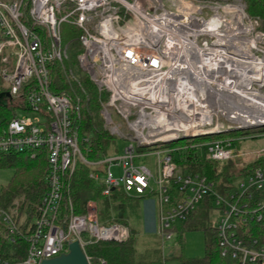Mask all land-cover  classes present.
I'll return each instance as SVG.
<instances>
[{"label":"built area","instance_id":"2783aa9c","mask_svg":"<svg viewBox=\"0 0 264 264\" xmlns=\"http://www.w3.org/2000/svg\"><path fill=\"white\" fill-rule=\"evenodd\" d=\"M22 2L0 0V64L5 67L0 70L1 90L15 99L26 86L19 109L41 119L12 117L0 134V154L29 153L33 158L36 151H44L47 189L29 234L20 232L15 206L0 207V225L8 242L20 238L27 243L22 258L12 252L10 258L0 256V264H40L67 253L75 240L84 251L89 244L129 239L127 226L101 224L90 203L84 215L73 213L69 180L78 163L104 165V172L90 175L104 197L116 190L130 198L156 197L157 233L164 241L172 239L174 223L186 221L206 197H212L221 256L232 264H264V243L247 242L239 233L242 226L264 219V168L253 170L239 190L219 194L204 175L180 171L173 154L194 149L207 161H228L235 139L175 150L169 146L182 139L264 125L243 124L238 117L239 79L232 66L235 58L225 50L229 38L224 36L242 18L236 0H30V27L21 21ZM63 24L78 30L83 49L77 56L79 68L99 93L107 95L100 115L107 132L125 144L120 154L88 162L74 125L81 114L79 98L49 90L51 61L80 87L68 63ZM34 28L45 31L46 45ZM11 56L15 61L10 70ZM140 148L148 151L138 152ZM150 152L154 170L135 163ZM114 167L120 176L114 177ZM65 201L67 210L62 209Z\"/></svg>","mask_w":264,"mask_h":264},{"label":"trees","instance_id":"16d2710c","mask_svg":"<svg viewBox=\"0 0 264 264\" xmlns=\"http://www.w3.org/2000/svg\"><path fill=\"white\" fill-rule=\"evenodd\" d=\"M9 1V0H5ZM247 5L248 14L263 22L264 31V0H244ZM30 9V0H23L21 21L30 27L28 18ZM36 34L40 37L43 44L47 43V36L44 30L34 28ZM78 30L70 26L64 32L62 30L63 44L67 45L69 55V65L77 62V56L83 49L78 42ZM14 58L11 56L8 61V67L11 70L14 65ZM3 65V64H0ZM1 67V66H0ZM76 67V66H75ZM49 71V90L54 95H66L71 99L78 97L80 100L81 114L79 119H74V125L77 128L79 148L82 156L88 162H96L109 155L118 154L120 150L119 140L111 136L104 128V122L100 115V105L106 101V93H99L96 87L89 81L86 73L79 67L75 68L74 73L77 76L80 87L70 82L63 73L60 65L56 61L48 64ZM84 91L82 93L81 91ZM27 87L24 86L20 91V98L9 101L6 97L0 98V134L7 126L12 117L15 116L17 109L22 108L20 103ZM2 90L0 89V94ZM84 107V108H83ZM238 132L242 139L256 137L264 133V127L253 128L249 130H236L226 134ZM225 134L200 136L197 138L182 139L181 147L197 144L200 142L216 139H226ZM237 138V137H236ZM148 151V149H138V152ZM173 160L180 171L192 175H204L208 180L215 184V191L224 194L232 189L229 178L234 176H248L256 168H264V157L250 162H245L243 166L238 167L233 162L220 169L218 162H210L203 158L201 153L194 149L177 151L173 154ZM0 168H12L14 175L7 188L2 189L0 195V207L8 209L11 203L18 199V226L22 234H29L32 231V220L36 217V208L46 192L45 176L47 174V156L44 151H36L34 157L28 153L25 154H0ZM104 165L96 167L78 163L72 177L69 180L68 197L71 200L73 213L84 215L87 204L94 202L97 211L101 212L99 222L103 225L120 223L128 227L124 221L125 203L132 199L127 197L119 190L112 192L108 197L102 196V187L97 184L90 175L104 172ZM66 201L62 209H66ZM67 210V209H66ZM216 210L213 207L212 197H206L192 212L184 222H176L171 228L173 235H180L185 231L202 230L204 232V255L201 258L192 261L193 264H232L230 258L222 257L218 246L216 228L208 223V216L211 211ZM65 212V211H64ZM240 235L249 242L250 240H259L264 243V219L259 223H248L239 229ZM27 243L20 238H16L13 244L8 242L6 232L0 225V256L10 258V253L18 252L19 258H22L26 251ZM84 253L89 264H164L163 258L153 256V258H138L134 238L130 229V237L122 243L98 242L89 244L84 248Z\"/></svg>","mask_w":264,"mask_h":264},{"label":"rangeland","instance_id":"374dc122","mask_svg":"<svg viewBox=\"0 0 264 264\" xmlns=\"http://www.w3.org/2000/svg\"><path fill=\"white\" fill-rule=\"evenodd\" d=\"M222 1H229V0H222ZM236 2L240 7V14L243 19L242 22L245 26L244 28H246L249 31L246 38L249 39L248 44L250 48H252V50L251 49L250 50L254 55V57H256L258 61H261L264 64V31L262 30L263 22L251 17L248 14L247 5L244 0H236ZM68 27H70L69 24H63L62 30H64V32L67 31ZM68 60H69V55H68ZM0 66H1L0 70L5 68L3 67V65ZM70 67L72 68V71L74 73L75 68L79 67V65L72 62ZM262 77H263L261 78L262 81L260 83L254 84L253 87H251V89H254L261 96L262 95L264 96V81H263L264 74L262 75ZM261 85L263 86L261 87ZM1 88H2V82L0 81V89ZM242 104L243 103H240V105ZM15 115H17V118H19L20 120L24 119L25 117L29 121H34V119H38V120L41 119V117L38 116L37 114L25 112L21 109H17ZM238 125H242V124L238 123ZM224 136L226 137V139H230V140L235 139L234 143H232L231 148L237 154L240 153L242 154L250 150V146L248 144L249 142L243 140L238 132L229 135L225 134ZM118 144L120 146V150L118 154H120L125 144L120 141ZM181 145H182L181 142H174L169 144V146L174 150L180 148ZM251 159L252 157L247 156L245 161H251ZM235 160L236 158H233V160L230 159L228 161L218 162L217 166L220 169H222L225 166L229 165L231 162L234 163ZM135 163L136 164L143 163L146 166H148L151 170H154L152 166V164L154 163V156L153 154H151V152L146 157L137 158L135 160ZM236 166L241 167L243 165H236ZM112 172L114 177H118L121 174L120 169L115 167L112 168ZM13 175H14V170L12 168H0V191H2V189L7 188L9 186ZM246 179L247 176L244 175L234 176L232 178H229V183L232 187L230 192H235L239 190L240 184L246 182ZM156 199H154L153 197L152 200L155 201ZM149 201L151 200L143 201L138 199H129L125 203L123 219L131 229L132 236L134 238L135 250L138 258L147 259V258H153V256L154 257L160 256L163 258L164 264H193L192 263L193 260L203 257L205 238H204V232L202 230L185 231L182 234V236L173 235L172 239L168 241H164L159 235V233H157V230L155 232L151 230L152 225H151V218L149 215L150 209L147 208L146 210L145 207L146 204L149 203ZM89 203L95 206L96 215L97 217L99 216L101 218L102 214L100 211L98 214L96 204L94 202H89ZM18 204H19L18 199L14 200L11 203V205L15 206L17 215H19ZM89 210H91L90 212H92L94 211V208L91 206ZM217 222H218V214L216 211L213 212L212 210L208 216V223L210 226L216 227Z\"/></svg>","mask_w":264,"mask_h":264},{"label":"bare ground","instance_id":"6f19581e","mask_svg":"<svg viewBox=\"0 0 264 264\" xmlns=\"http://www.w3.org/2000/svg\"><path fill=\"white\" fill-rule=\"evenodd\" d=\"M248 33L249 31L244 28L242 18H237L232 32L224 35L229 38L228 44L225 43V50L235 58L232 66L235 75L239 79L237 88L239 121L243 124L249 122L257 125L264 122V97L251 87L262 81L264 64L252 54V48L248 44L249 39L246 38ZM228 48L230 51H228ZM240 103L243 104L240 105Z\"/></svg>","mask_w":264,"mask_h":264},{"label":"crops","instance_id":"0c3cea01","mask_svg":"<svg viewBox=\"0 0 264 264\" xmlns=\"http://www.w3.org/2000/svg\"><path fill=\"white\" fill-rule=\"evenodd\" d=\"M248 141L249 146H250V150L246 151L245 153H240L237 154L234 150V155L233 158H236L235 160V164L236 165H243L245 162H250V161H245L247 156L252 157L251 161L253 160H257L259 158H263L264 157V133L257 135L256 137H248L246 139H243ZM234 143V142H233ZM262 154V156L257 158L256 154ZM232 158V160H233ZM154 196H150L147 198H132V199H138V200H143V201H147V200H151L149 201L148 204H146V210L147 208L150 209V218H151V230H153V232H155L157 230L158 227V222H159V206H158V200L154 197V199H156L155 201L152 200ZM128 228L130 229V227L128 226Z\"/></svg>","mask_w":264,"mask_h":264},{"label":"water","instance_id":"95a60500","mask_svg":"<svg viewBox=\"0 0 264 264\" xmlns=\"http://www.w3.org/2000/svg\"><path fill=\"white\" fill-rule=\"evenodd\" d=\"M3 97H6L9 101L12 100V96L8 92H2L0 98ZM261 127H264V125ZM40 264H89V262L78 241L75 240L68 245L67 253H62L48 260H43Z\"/></svg>","mask_w":264,"mask_h":264}]
</instances>
